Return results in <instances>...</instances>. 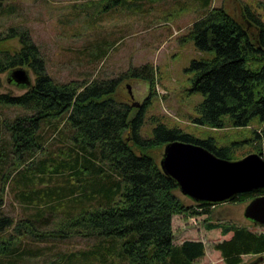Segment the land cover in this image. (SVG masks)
Returning <instances> with one entry per match:
<instances>
[{
    "label": "trees",
    "instance_id": "16d2710c",
    "mask_svg": "<svg viewBox=\"0 0 264 264\" xmlns=\"http://www.w3.org/2000/svg\"><path fill=\"white\" fill-rule=\"evenodd\" d=\"M154 1L158 0H96V4L88 0L84 6L141 10L143 3ZM197 1L201 13L184 37L213 54L193 58L186 67L191 73L188 90L202 93L192 121L215 128L254 121L260 129L252 131L251 150L264 157V18L257 11L264 12V1L243 5L244 22L224 6ZM10 37H16L18 48L5 46ZM104 51L94 56L102 57ZM17 65L30 68L34 80L21 93L0 92V106L24 110L0 118V131L9 135L4 141L0 132V205L4 191L10 189L23 213L15 218L0 208V264H198L204 241H174L171 217L176 212L208 213L214 204H185L153 148L180 139L237 158L251 151L237 154V149L252 141L219 144L213 134L197 136L156 116L150 133L143 135L148 99L133 112L135 105L117 100L114 92L127 77L145 79L153 89L149 63L129 66L109 78L57 81L45 69L39 47L26 29L9 26L0 36V71ZM48 129L61 142L55 147L46 145L53 138L45 134ZM261 193L264 188L242 191L231 200L244 202ZM205 225L219 227L222 234L231 232L213 243L226 264H240L244 254L264 256V230L233 221ZM74 236L92 241L52 253L47 245L30 244Z\"/></svg>",
    "mask_w": 264,
    "mask_h": 264
},
{
    "label": "rangeland",
    "instance_id": "374dc122",
    "mask_svg": "<svg viewBox=\"0 0 264 264\" xmlns=\"http://www.w3.org/2000/svg\"><path fill=\"white\" fill-rule=\"evenodd\" d=\"M257 1L210 0V4L224 6L244 22L243 5L248 3L254 6ZM87 2L88 0H0V36L8 31L9 26L26 29L39 47L45 69L57 81L109 78L118 76L129 66L149 63L154 74L153 89H150L145 79L127 77L120 80L114 92L117 100L129 104L134 101L141 104L148 99L149 106L141 128L143 135L150 133L152 117L156 116L168 125L180 126L197 136L213 134L219 144L248 138L252 143L245 141V145L237 149V154L251 150L254 141L251 138L252 131L260 129L254 121L246 126L227 124L221 128L199 125L192 121L195 104L202 99V93L188 90L191 73L186 67L193 58L213 54L212 51L198 49L191 39L184 37L191 22L201 13L202 8L197 0H158L143 3L141 10H128L120 6V9L115 10H108L106 7L105 11L84 6ZM257 11L264 18V12L260 8ZM249 29L254 32L253 27L249 26ZM4 42L9 50L19 46L16 37H10ZM104 48L106 51L99 54L102 57L94 56ZM9 69L0 71V92H23L26 87L7 81ZM28 70L33 82L34 74L30 68ZM136 107H133V112ZM23 112V108L19 106H0V118H12ZM62 129L65 134L70 132L67 127L63 126ZM0 132L4 141H8V133ZM45 134L53 137L46 141L47 147H55L61 143L58 139L54 140L57 135L55 131L48 129ZM163 146L153 148L158 162ZM174 192L185 204H193V200L178 188ZM246 202L228 200L217 203L208 213H174L171 217L174 241L201 239L205 243V252L197 260L198 264H226L213 243L228 237L231 232L222 234L219 227L207 228L205 223L233 221L246 224L257 231L264 230V226L253 224L244 216ZM0 208L15 218L23 213L19 201L13 197L10 189L4 191ZM91 241L90 238L74 236L54 242L33 241L30 244L47 245V251L52 253L57 249L83 247ZM257 257L254 254H244L240 264H252ZM40 260L42 259H37ZM255 264H264V256L257 259Z\"/></svg>",
    "mask_w": 264,
    "mask_h": 264
},
{
    "label": "water",
    "instance_id": "95a60500",
    "mask_svg": "<svg viewBox=\"0 0 264 264\" xmlns=\"http://www.w3.org/2000/svg\"><path fill=\"white\" fill-rule=\"evenodd\" d=\"M7 81L24 87L33 83L28 68L23 65L10 68ZM132 105L140 103L134 101ZM159 165L193 201L217 204L231 200L238 192L264 188V157L256 151L228 158L199 143L174 139L164 143ZM243 214L264 226V193L249 199ZM261 258L262 255L257 257Z\"/></svg>",
    "mask_w": 264,
    "mask_h": 264
},
{
    "label": "crops",
    "instance_id": "0c3cea01",
    "mask_svg": "<svg viewBox=\"0 0 264 264\" xmlns=\"http://www.w3.org/2000/svg\"><path fill=\"white\" fill-rule=\"evenodd\" d=\"M230 235H231V233L229 234V236H230ZM229 236H228V237H229ZM225 238H227V237H225Z\"/></svg>",
    "mask_w": 264,
    "mask_h": 264
}]
</instances>
